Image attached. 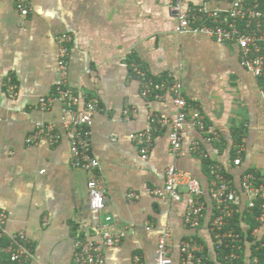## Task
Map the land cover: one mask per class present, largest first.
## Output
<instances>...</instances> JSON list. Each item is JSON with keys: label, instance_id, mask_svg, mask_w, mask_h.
<instances>
[{"label": "crops", "instance_id": "0c3cea01", "mask_svg": "<svg viewBox=\"0 0 264 264\" xmlns=\"http://www.w3.org/2000/svg\"><path fill=\"white\" fill-rule=\"evenodd\" d=\"M30 4L31 13L23 17L15 0H0V210L7 214V231L26 236L31 254L27 264H73L77 244L100 242L104 232L124 235L120 244L103 249L105 264H137V257L141 264H155L165 227L170 229L167 247L173 264H181L180 248L190 242L203 246L204 258L217 259L210 231L211 174L192 145L198 142L238 190L249 171L264 184V80L242 66L236 44L178 34L171 0ZM185 5L196 10L229 8L227 2L211 0H185ZM62 34L73 38L68 81L83 102L77 108L55 102L42 111L40 99L54 94ZM135 61L157 82L181 83L188 114L198 110L218 140L208 142V135L188 122L182 132L185 156L175 157L169 143L177 114L173 96L143 98L131 69ZM9 79L17 86L15 98L5 87ZM84 102L96 106L91 149L100 164L97 170L72 166L65 136L55 147L46 140L26 143L39 122L54 124L64 135V121L82 115ZM153 118L167 125L154 128L152 148L143 156L133 136L148 129ZM239 145L244 150L242 164L236 166L233 153ZM172 165L203 187L207 211L199 229L184 222L185 187L178 199L152 195L164 188ZM91 177L105 194L106 210L101 213L90 207ZM241 226L248 228L243 222ZM243 254L248 263L250 244L244 245Z\"/></svg>", "mask_w": 264, "mask_h": 264}, {"label": "built area", "instance_id": "2783aa9c", "mask_svg": "<svg viewBox=\"0 0 264 264\" xmlns=\"http://www.w3.org/2000/svg\"><path fill=\"white\" fill-rule=\"evenodd\" d=\"M211 1L227 2L229 8L209 10L204 7L196 10L187 7L185 0H171L178 19L176 32L180 35L202 34L214 39L219 44H236L242 66L256 78L264 80V5L260 0ZM15 4L17 11L23 17H27L32 11L30 0H15ZM72 41L73 38L70 34H62L58 37L57 78L54 82V94L40 99L42 111H47L55 102H60L68 108H77L83 102L81 96L69 86L68 81ZM131 69L140 80L143 98L161 99L166 93L173 96L177 114L171 122L169 143L175 157L185 156L182 132L188 122L207 134L208 142L218 140L217 131L205 122L198 110L188 114L181 83L171 80L157 82L136 61L131 64ZM5 87L12 98L17 96V86L11 79L8 80ZM95 112L96 106L93 102H84L82 115H75L72 120L64 121L63 126L66 130L64 135L57 130L54 124L39 122L36 124L33 134L27 138L26 143L31 145L46 140L50 146L55 147L65 136L70 145L72 166L94 172L100 166L91 149V128ZM150 122L152 125L148 129L133 136V140L140 146V153L143 156H146L152 148L154 128L156 126L164 128L167 125L166 121H158L154 118ZM191 150L201 154L203 159L210 158L209 154L202 151L198 142L193 143ZM243 150L242 145L236 149L234 160L236 166L242 164ZM214 153L218 155L219 151L216 149ZM42 173L44 172L42 171ZM211 175L209 194L213 202L214 214L210 223V231L217 259L210 261L204 258L203 246L190 242L184 243L180 248L181 264H260L257 257L251 259L252 254L248 263L244 259L241 261L239 252L243 250V245L250 244L252 248L254 244L244 242L241 234L235 226L230 225V222L237 214H241V211H247L249 214L256 211L257 226L253 229L251 236L256 241H260V247L264 248V184L260 182L254 172L249 171L243 175L238 190L218 163H214L211 167ZM87 187L91 209L98 213L104 212L106 198L100 182L91 177ZM181 187H185L188 194L184 222L191 229H199L206 219L207 206L204 201L203 187L197 179L172 165L166 170L164 188L154 190L152 195L158 198L178 199ZM130 197L137 198L135 194ZM243 198H245L244 211L241 210ZM7 220L6 212L0 210V264H27L31 254L25 244L26 236L23 233L10 234L6 229ZM106 221L110 222L111 218H107ZM123 237L122 234L114 235L104 232L100 242L78 243L73 264H105L103 249L117 246ZM169 237L170 229L165 227L156 250L155 264H173L167 247ZM223 249H229L230 253L224 258L225 262H220L218 255ZM135 261L137 264H141L139 257Z\"/></svg>", "mask_w": 264, "mask_h": 264}, {"label": "trees", "instance_id": "16d2710c", "mask_svg": "<svg viewBox=\"0 0 264 264\" xmlns=\"http://www.w3.org/2000/svg\"><path fill=\"white\" fill-rule=\"evenodd\" d=\"M260 1L264 5V0H260ZM238 142L240 143L241 140L238 139ZM235 156H236V150L233 153V158ZM214 163L215 162L211 160V158L205 160L206 169L210 174H211V167L213 166ZM210 179H212V175L210 176ZM256 215H257L256 211H254L253 214H249L247 211H244L242 214H237L234 220L230 222V225L236 227L237 231L241 234L244 242H250L254 244L251 248V254H252L251 259L253 257H257L259 259V263L264 264V248L260 247V241H256L251 236L253 229H255V227L257 226V222L255 220ZM242 222L246 223L248 227L246 230L242 228L241 226ZM243 250H244V245H243ZM243 250L239 252L241 256V261H243V257H244ZM229 253H230L229 249H223L222 251L219 252L218 260L220 262H225L224 258Z\"/></svg>", "mask_w": 264, "mask_h": 264}]
</instances>
